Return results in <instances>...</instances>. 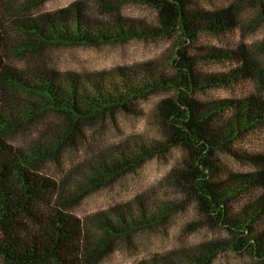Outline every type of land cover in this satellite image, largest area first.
<instances>
[{"label": "trees", "instance_id": "1", "mask_svg": "<svg viewBox=\"0 0 264 264\" xmlns=\"http://www.w3.org/2000/svg\"><path fill=\"white\" fill-rule=\"evenodd\" d=\"M38 1L0 0V264H92L110 247L112 239L129 233L123 226L113 225L117 221L124 223L119 212L117 221L111 214L83 220L70 213L62 204L63 199L73 200L85 188L61 199L59 182L39 173L36 165L69 140H75L88 122L103 118L119 105L128 106L138 94L155 92L163 86L178 90L160 105L164 140L140 138L116 154L113 150L105 151L88 164L89 170L83 174L92 180V185L95 181L100 183L141 165L171 145H181L189 158L186 166L175 172L177 187L187 193L189 200L193 198L198 203L205 219L225 226L232 234L224 241L201 245L190 255V264H207L219 250L228 247L248 248L264 264V230L247 236L264 222L259 219L264 213V194L251 213L243 215V209V216L229 217L228 211L229 202L241 190L264 186V168L258 174L240 177V185L236 187L215 178L219 151L233 152L232 146L244 133L264 126V99L251 94L224 103L201 101L190 95L248 74L254 75L264 88V43L251 49L200 47L202 52L205 49L216 58L229 56L242 62L232 74L218 76L199 71L201 53L191 50L201 32L224 34L233 30L241 19V3L210 11L193 4V0H78L67 7L35 15L31 6ZM127 2L154 7L158 11L154 26L126 20L118 9ZM259 17L264 20V6L259 7ZM161 32H175L178 36L172 60L177 69L173 78L165 80L164 74L157 70L159 64L149 63L145 80L133 84L127 80L124 91L118 90V95L107 93L99 84L89 93L73 74L61 75L43 65L18 68L10 61L13 54L37 53L50 45L98 46ZM49 110L62 119L59 123H48L44 130V136L53 138L52 148L48 147L50 153L41 146L29 151L17 147L11 138ZM256 156L264 165V152ZM140 205L145 208L143 203ZM163 210L160 218L169 215L171 207ZM90 243L96 246L93 248Z\"/></svg>", "mask_w": 264, "mask_h": 264}, {"label": "rangeland", "instance_id": "2", "mask_svg": "<svg viewBox=\"0 0 264 264\" xmlns=\"http://www.w3.org/2000/svg\"><path fill=\"white\" fill-rule=\"evenodd\" d=\"M75 1L78 0H39L32 4L31 13L37 15L55 11ZM237 1L241 3V19L235 28L224 34L201 32L196 45L191 47L194 53H201L197 68L199 71L216 76L227 75L242 65L241 61L229 56L216 58L213 54L208 55L200 47L235 50L240 47L251 49L264 43V20L259 17V7L264 6V0H193V4L205 10L217 11ZM118 11L126 20L149 27L158 18V11L147 4L127 2ZM105 18H108V14H105ZM177 45L178 36L175 32H161L145 38L98 46L50 45L37 53L13 54L10 61L18 68L43 65L61 75L73 74L80 79L81 88L89 93L99 84L107 93L118 95V90L124 91L127 80H131V84L145 80L149 63L155 66L159 64L157 70L164 74L162 77L165 80L173 78L177 69L172 60ZM153 65L152 68L155 67ZM177 92L175 87L163 86L155 92L138 94L128 106L119 105L107 111L103 118H95L85 124L82 131L77 133V138L69 140L56 153L48 150V147L53 146L51 135L44 136L48 123L62 121L51 110L38 121L19 129L11 138L17 147L25 151L41 146L43 151L50 153V156H45L38 162L36 170L59 182L61 199L85 188L73 200L64 202L63 199L62 204L70 213L83 220L111 214L117 221L118 212L124 217L123 224L113 221V225L123 226L129 233L112 239L110 247L98 255L92 264H148L152 261L156 264H190V255L201 245L211 241H224L232 236L225 226L205 219L198 203L193 198L189 200L187 193L177 187L175 172L186 166L189 158L181 145H171L166 151L158 152L141 165L100 183L95 181L92 185V180L83 174V171L85 173L89 170L88 164L105 151L113 150V154H116L119 150L133 146L140 138L162 142L165 128L160 105ZM251 94L264 99V88L259 80L248 74L239 75L238 80L225 85L193 91L190 95L201 101L225 103L228 100L244 99ZM232 147L233 152L219 151L216 161L219 164L218 174L215 178L236 187L240 185V177L258 174L264 168L256 158L257 154L264 152V126L244 133ZM263 194L264 186L241 190L229 202V217L232 214L233 217H238L246 212H253L254 209L251 208L258 207ZM140 203L145 205L144 209ZM166 207H171L169 215L160 218L159 214ZM259 219L261 222L264 220V213ZM262 230L264 222L261 226L256 225L254 233L247 236L259 234ZM90 244L93 248L96 246ZM207 264L261 262L248 248L235 250L228 247L219 250Z\"/></svg>", "mask_w": 264, "mask_h": 264}]
</instances>
